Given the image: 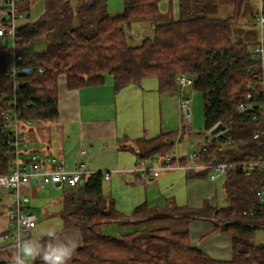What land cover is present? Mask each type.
Instances as JSON below:
<instances>
[{"label": "trees", "instance_id": "trees-1", "mask_svg": "<svg viewBox=\"0 0 264 264\" xmlns=\"http://www.w3.org/2000/svg\"><path fill=\"white\" fill-rule=\"evenodd\" d=\"M107 1L79 0L76 5L71 0L46 1L33 23L16 29L15 48L22 59L19 68H31L26 75L18 73L13 79L7 69L11 51L0 49V174L9 170L12 160L1 118L7 101L14 97L22 121L53 122L58 117L60 78L68 90H78L102 86L109 77L115 92L155 79L160 94L172 95L180 88L176 77L186 76L193 82L190 88L202 97L206 152L200 161L249 163L263 157V136L253 139L254 133L264 131L261 113L257 109L237 110L238 104L258 103L262 97L257 83L264 68L250 51L258 42L253 19L258 10L250 14L249 24H240L249 0H178L179 18L163 23L156 21V0H122V12L115 16L107 12ZM261 2L264 12V0ZM221 7H230V15L219 17ZM28 9L27 1L21 0L16 10L22 13ZM5 14L0 3V26L6 24ZM135 24L152 28V35L139 45L131 43L126 31ZM39 43L43 48L35 50ZM250 83L253 89L247 88ZM249 93L251 99L246 101ZM253 114L256 121L251 120ZM218 124L223 127L220 134L209 136ZM175 136L171 132L142 140L137 160L171 154ZM207 175L206 171H190L188 177ZM102 182V173L96 172L82 177L80 185L62 191V230L76 232L81 239L71 264H264V245L252 242L258 228L250 226L264 224V213L249 215L260 206L261 172L228 171L223 185L224 207L205 205L200 210H186L190 216L219 220L211 233L230 237L232 257L228 262L203 254L190 243L187 231H171L168 225L172 218L159 215L156 209L142 205L130 217H123L115 200L104 194ZM111 224L128 226L131 232L120 238L104 235L102 229ZM28 234L24 231L23 239H28ZM155 244L163 248L161 257L143 251V247ZM31 264L43 262L36 258Z\"/></svg>", "mask_w": 264, "mask_h": 264}, {"label": "crops", "instance_id": "crops-1", "mask_svg": "<svg viewBox=\"0 0 264 264\" xmlns=\"http://www.w3.org/2000/svg\"><path fill=\"white\" fill-rule=\"evenodd\" d=\"M26 1L29 9L28 11L17 13L21 15V18L16 20V29L33 23L42 14L45 2L50 0ZM71 1L73 5H76L79 0ZM40 2L42 3V8L40 7ZM121 12L111 15H119ZM143 29L148 31L146 36H149L148 34L152 32V28L149 25H144ZM10 47H12L10 38L0 35V49H10ZM42 48L43 45L41 43L35 46V50H41ZM14 68L13 58L10 56L7 69L9 72H12ZM144 82L145 81L139 86H129L121 91L115 92L112 80L109 77H106L105 83L102 86L85 87L78 90H68L64 78L59 79L58 117L55 121L51 122L50 128L56 129L59 133L57 135V144H59L58 158L63 159L66 169L71 170L74 167L78 152L81 148H85V145H88L89 151L87 152L86 150V155L84 157H89V159L92 160L96 157V154L98 155L100 149H102V145H113V143H117L119 134L123 135L122 137L125 142L117 144V151L119 153L132 154L134 156L133 165H141L142 162L137 160V153L142 151L141 141L153 138L146 137L148 130L151 134L158 132L157 135L174 132L176 136L173 140L171 154L174 157L175 155L182 156L179 158V161L181 162L182 160V163L185 162L184 156L189 151V147L188 144L183 145V142H185L191 134L189 128L188 131L186 128H183L182 122L178 123V126L176 125L177 118L179 119V113L177 114L176 108L179 111L178 104L180 99L188 98L187 89H190V87L179 88L175 93L169 95L176 96L177 106H161V104H159V106H151L150 101L152 98H150L151 96H147L150 91L144 88ZM157 87L158 85L156 84V86L152 87V90L154 88L157 89ZM156 91L161 98L168 96L167 94H160L158 90ZM139 99H141L142 102L139 101ZM169 109L170 113L168 114ZM118 123L121 125L120 131ZM33 124L34 123L29 122L28 125L21 127L23 131L29 134V150L35 151L40 155H45L43 152L46 146L45 144H39L38 148L32 147V145L36 144L34 143ZM171 127L172 129H170ZM74 128L77 133L76 141L79 145V150L66 152L63 147V140L65 136L69 138L68 135ZM131 144L134 145V147H131ZM65 155H67V157H65ZM82 158L78 160L83 166L82 170L87 172L97 170V172H100L102 169L101 165H87V167H84L85 165L83 161H81ZM120 159L124 161V156H121ZM85 168H87V170H85ZM178 171L168 172L166 174L161 173L159 177L155 179L144 181L150 182V184L145 183L147 185H143L142 187L146 192L147 190H156V198L152 200L147 193H145L144 199L140 200H137V198L133 196L128 197V208H130V205L131 207L136 206L135 209L139 206L146 205L148 208L156 209L159 215L172 218L170 223L182 222L184 224V231L188 232L190 243L194 247L213 260L223 262L230 261L232 257L230 237L218 232L211 233L214 229V223H217L219 220L215 217L190 216L187 213L188 210H200L205 205L212 209L224 207V178H219L215 181H210L208 177L189 178L188 174L190 171H183L181 173ZM119 173L127 174L124 172ZM134 180L136 183L143 184L141 180L136 177ZM106 182H110L111 193L119 186V179L112 180L110 177ZM51 187L57 191H64V189L58 190L54 186ZM32 192L38 194L39 191L30 190L27 192L30 198L28 210L31 214L30 205L33 199ZM161 201H163V205L160 204ZM118 211L117 212L122 215L121 211ZM31 231H29V236ZM67 233L70 234H67L66 240L75 241L77 245L76 249L79 248L81 246L80 235L76 232ZM0 234V251L9 250L11 251L10 255H12L13 251L16 249L12 246L14 239L11 238L6 240L4 238L5 235L12 236L13 234L8 228L7 212L5 226L0 229ZM72 237L74 238L72 239ZM28 240H31V238L29 237ZM0 262L9 263V260H0ZM68 264H71V260Z\"/></svg>", "mask_w": 264, "mask_h": 264}, {"label": "built area", "instance_id": "built-area-1", "mask_svg": "<svg viewBox=\"0 0 264 264\" xmlns=\"http://www.w3.org/2000/svg\"><path fill=\"white\" fill-rule=\"evenodd\" d=\"M259 1L257 14L254 17L257 32L258 42L250 48V51L257 62H260L261 68H264V12L262 2ZM2 6L6 9L5 14L6 24L0 26V35L8 36L12 40L11 56L13 58L14 70L10 72V76L14 79L19 73L26 75L31 68H19L22 63L19 51L15 48L16 20L21 18L17 14L16 9L20 0H0ZM176 82L180 88L191 87L192 80L186 76L176 77ZM257 86L261 89L262 97L258 103L251 104L242 102L238 104L237 110L240 113L258 107V111L262 115L264 124V74L259 77ZM17 85H14L16 88ZM248 89H253L254 84L250 83ZM251 99V94H247L246 101ZM178 108L183 118V126L187 129L191 125V115L189 101L186 98L180 99ZM20 111L17 108V103L13 98L7 101V107L1 113L2 129L8 132V138L5 139L6 144L11 147V165L6 173L0 174V196L5 193L6 197V212L8 219V228L13 233L12 236L5 235L4 238L9 240L14 239L12 246L16 248L17 242L23 239L24 231H31L35 228L36 218L28 210L30 198L28 191H42L50 186L56 187L58 190L71 189L81 184L82 177L94 174L96 172H87L82 170V165L78 161L86 155V150L81 148L77 155V161L71 170L66 169L63 159L51 156L40 155L29 150V134L21 129L22 126L29 124L28 121L20 119ZM257 115L253 114L252 121L257 120ZM208 132V135H210ZM220 134V133H219ZM218 134V135H219ZM212 136V137H217ZM261 136L264 139V131L262 134L254 133L253 139L258 140ZM189 151L185 154V162H180L172 154H166L159 159L153 158L146 160L145 163L155 162L157 166L153 169H145V165H137L133 169L121 171L127 174L134 175L141 181H148L159 177L161 173H168L178 170L203 172L208 173L207 177L210 181H215L219 178H225L226 173L231 170H240L243 173L254 174L261 172L264 174V155L257 161L249 163H204L200 161V155L205 154L206 147L203 143L188 144ZM119 172H104L102 173L103 181H108L113 174ZM58 185V186H57ZM260 197V206L257 211H250L249 215L264 213V186L258 191ZM252 227H264V224H250Z\"/></svg>", "mask_w": 264, "mask_h": 264}, {"label": "rangeland", "instance_id": "rangeland-1", "mask_svg": "<svg viewBox=\"0 0 264 264\" xmlns=\"http://www.w3.org/2000/svg\"><path fill=\"white\" fill-rule=\"evenodd\" d=\"M157 1V8H158V15H157V22L163 23L167 22L170 19L177 20L179 18L178 13V0H156ZM42 2V1H41ZM40 2V3H41ZM40 7L42 8V3L40 4ZM259 7V1L258 0H249L243 7V14H244V20L241 21L242 24H249L250 20V14L255 13L256 10H258ZM122 11V0H108L107 1V12L111 15L114 13H120ZM231 13V8H219V17H226L229 16ZM247 22V23H246ZM142 24H135L130 27V29H127V36L131 37V43L133 45H139L141 40L145 37H150L152 32H150L146 36V33L148 31L143 29ZM11 40V39H10ZM12 42V40H11ZM11 51L10 49H7ZM157 82L155 79H147L143 83L144 88L149 89V93L147 96H151L150 98V104L151 106H177V100L176 96H166L164 98H161L157 94V89L154 88L152 90V87L156 86ZM187 100L189 101V107H190V115H191V125L189 127V131L191 136L183 142V145H187L189 143L194 144H200L203 141V119H202V97L201 94L198 92H194L191 88L187 89ZM161 98V99H160ZM119 99V98H118ZM138 100V98H137ZM139 101L142 102L141 99ZM165 102V103H164ZM142 104V103H141ZM166 110V109H165ZM177 110V114L179 113V119L177 118V126L178 123H183L182 114L180 111ZM170 113V109L168 110V114ZM51 122H38L33 124L34 129V145L32 147L38 148L39 144H45V149H43L45 155H51L55 157L58 156V148L59 144L58 142V132L54 128H50ZM175 125V126H176ZM119 131H120V123H118ZM167 129V128H166ZM172 129V127L170 128ZM155 134H151V132L148 130L146 137H154ZM76 129L74 128L69 133V138L64 137L63 147L66 152H74L75 150H79V145L76 141ZM153 135V136H152ZM123 135L119 134V138L117 143H113V145L104 144L102 145V149H100L98 155L96 154V157L92 160L87 158H82L81 161L84 163V167H87V165H101L102 169L100 170L101 173L104 172H121L125 170L133 169L135 166L134 163V156L130 153H119L117 151L118 143L121 144L122 142H125ZM85 145V144H84ZM85 150L87 152L89 151L88 145L84 146ZM131 147H134V145L131 144ZM124 156V161H121L120 157ZM67 157V155H65ZM182 156L175 155V158L179 159ZM155 159H159L161 157H154ZM141 165H145V169H153L157 166V164L154 162H142ZM67 166V164H66ZM83 167V166H82ZM87 170V168H85ZM92 172H97V170ZM179 173L183 171H178ZM166 174V173H163ZM112 180L119 179V186H117L114 191L111 193L110 191V182L103 181L102 182V188L103 192L107 196H111L115 200V207L116 209L120 210L122 215L125 217H129L133 210L135 209L134 206L130 208L129 207V198L128 197H135L137 200L144 199L145 193L149 195V197L153 200L157 196V191H149L142 187L143 185L150 184V182H144L141 181L143 184L136 183L134 180L133 175L128 174H113L111 176ZM223 182V181H222ZM147 183V184H145ZM33 199L31 200V212L36 218V224L35 228L31 231L30 238L31 240L40 239L41 237L45 238L47 237L44 235L46 232L50 230L56 231L62 239L67 238V234L62 230V222L60 219V213L62 210V204H61V197H62V191H57L53 187H48L46 190L39 191L37 194L36 192H32ZM37 194V196H36ZM149 198V199H150ZM151 200V201H152ZM6 197L5 193H2L0 196V229L5 226L6 221ZM139 203V202H137ZM160 204L163 205V201L160 202ZM159 204V205H160ZM225 205V203H223ZM222 204V205H223ZM117 210V211H118ZM119 212V211H118ZM171 231L179 232L184 231V224L182 222H174L170 223L168 225ZM182 227V228H181ZM102 232L104 235L112 237V238H120L125 234H128L131 232V228L128 226H122L119 227L116 224L107 225L102 229ZM72 236V235H70ZM74 237H72L73 239ZM68 240V239H67ZM254 245H264V227H260L257 229V231L254 234V238L252 240ZM143 251H147L149 254L155 255L157 257H161L163 255V248L161 245H150L148 247H143ZM9 250H2L0 251V260H9L12 255H10ZM33 260H30L29 263H31ZM137 264H145L144 262H138ZM161 264V263H156Z\"/></svg>", "mask_w": 264, "mask_h": 264}, {"label": "clouds", "instance_id": "clouds-1", "mask_svg": "<svg viewBox=\"0 0 264 264\" xmlns=\"http://www.w3.org/2000/svg\"><path fill=\"white\" fill-rule=\"evenodd\" d=\"M44 235L49 237L47 241L20 240L9 259V264H29L30 260L39 258L43 264H68L77 247L76 242L62 239L60 235L50 230Z\"/></svg>", "mask_w": 264, "mask_h": 264}, {"label": "water", "instance_id": "water-1", "mask_svg": "<svg viewBox=\"0 0 264 264\" xmlns=\"http://www.w3.org/2000/svg\"><path fill=\"white\" fill-rule=\"evenodd\" d=\"M255 109H258V107L256 106ZM222 129H223L222 125L221 124H218L216 127H214L211 130L210 135L211 136H216V135H218L222 131Z\"/></svg>", "mask_w": 264, "mask_h": 264}]
</instances>
